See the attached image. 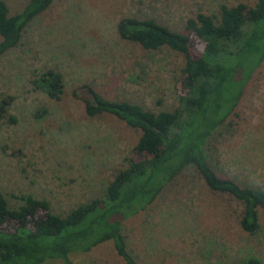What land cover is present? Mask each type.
Masks as SVG:
<instances>
[{
  "label": "rangeland",
  "instance_id": "rangeland-1",
  "mask_svg": "<svg viewBox=\"0 0 264 264\" xmlns=\"http://www.w3.org/2000/svg\"><path fill=\"white\" fill-rule=\"evenodd\" d=\"M3 1L12 13L26 0ZM237 3L251 7L254 0H52L23 28L18 44L0 55V101L8 102L7 113L15 118L0 120V194L8 208L30 195L63 214L100 196L127 157H142L134 149L139 131L110 114L87 116L76 88L87 84L105 98L155 113L172 110L184 93L182 55L119 38V19L152 18L184 32L185 20L196 12L217 15L220 4ZM188 41L193 51L202 48L192 33ZM47 69L61 76L58 100L32 87ZM39 109L44 112L36 117ZM234 111L231 124L208 138L207 162L218 175L264 192V59ZM240 210V203L209 191L187 167L149 205L121 219L120 230L138 264H243L250 256L264 264V208H258L254 234L238 226ZM2 226L10 230L14 222ZM69 258L73 264H124L110 241Z\"/></svg>",
  "mask_w": 264,
  "mask_h": 264
},
{
  "label": "trees",
  "instance_id": "trees-1",
  "mask_svg": "<svg viewBox=\"0 0 264 264\" xmlns=\"http://www.w3.org/2000/svg\"><path fill=\"white\" fill-rule=\"evenodd\" d=\"M51 2L26 0L20 10L10 13L0 0V55L18 44L23 28ZM183 28L178 32L152 18L117 21L119 38L146 50L165 46L182 55L184 93L177 95L172 110L155 113L133 102L105 98L87 84L76 88L87 116L110 114L139 131L134 149L142 157H127L100 196L63 214L52 213L47 201L30 195L19 196L22 203L8 208L0 194V264H41L52 259L73 264L70 253L87 252L104 241L111 242L124 264H138L127 250L121 219L149 205L187 167H194L209 191L240 203L238 226L248 234L257 232L264 192L218 175L207 162L204 146L214 130L231 124L245 84L264 59V0H254L251 7L220 4L217 15L196 12ZM188 33L202 43L200 51L191 49ZM31 84L50 99L61 96V76L51 69L40 72ZM7 109L8 102L1 100L0 120L14 122ZM43 112L39 109L35 116ZM37 209L40 216L35 215ZM7 219L14 222L10 230L2 226ZM243 264L262 263L250 256Z\"/></svg>",
  "mask_w": 264,
  "mask_h": 264
}]
</instances>
